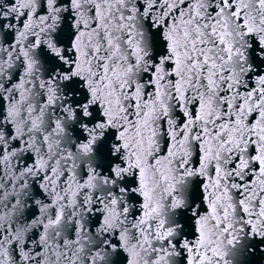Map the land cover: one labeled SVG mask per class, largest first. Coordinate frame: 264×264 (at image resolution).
<instances>
[{
	"label": "snow or ice",
	"instance_id": "snow-or-ice-1",
	"mask_svg": "<svg viewBox=\"0 0 264 264\" xmlns=\"http://www.w3.org/2000/svg\"><path fill=\"white\" fill-rule=\"evenodd\" d=\"M0 264H264V0H0Z\"/></svg>",
	"mask_w": 264,
	"mask_h": 264
}]
</instances>
